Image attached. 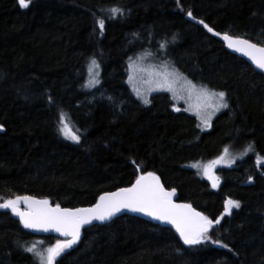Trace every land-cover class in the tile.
I'll list each match as a JSON object with an SVG mask.
<instances>
[{
    "label": "trees",
    "instance_id": "trees-1",
    "mask_svg": "<svg viewBox=\"0 0 264 264\" xmlns=\"http://www.w3.org/2000/svg\"><path fill=\"white\" fill-rule=\"evenodd\" d=\"M112 8L123 14L111 18ZM224 33L264 46V0H31L27 8L0 0V203L30 195L88 206L153 172L178 201L219 219L207 239L187 245L170 228L121 215L85 227L55 264H264V75L227 50ZM164 42L189 80L226 94L210 129L166 93L142 105L130 90L129 61ZM89 64L99 80L90 88ZM61 113L79 143L59 130ZM224 149L240 155L216 169L213 189L195 164ZM229 199L240 207H226ZM57 240L0 209V264H40L25 248Z\"/></svg>",
    "mask_w": 264,
    "mask_h": 264
},
{
    "label": "snow or ice",
    "instance_id": "snow-or-ice-1",
    "mask_svg": "<svg viewBox=\"0 0 264 264\" xmlns=\"http://www.w3.org/2000/svg\"><path fill=\"white\" fill-rule=\"evenodd\" d=\"M30 2L31 0H19V4L23 8H27ZM177 3H179V0H177ZM109 12L111 13V18L123 14V10L120 8L109 9ZM187 15L195 19L191 11ZM199 23L203 24L209 32H213V29L207 24H204V21L201 20ZM97 24L101 32H103L105 20L99 19L97 20ZM215 34L220 35V33ZM223 39L228 42L229 48H235L236 51L243 52L259 69L264 70V47H257V45L252 44L246 39L233 38L228 34H224ZM166 43H161L160 47L164 48ZM91 65L96 68L99 67L95 59L91 61ZM89 70L91 72V68ZM98 83L99 80L93 75L86 86L94 87ZM192 87L195 88L196 86L192 85ZM200 91L205 96L218 98L217 110L228 107L224 92L213 93L203 87H201ZM143 102L148 104L150 101L145 98ZM176 111H180V109L177 108ZM204 123L208 124V120L205 119ZM60 124L63 125L59 129L61 133L77 143L80 142L81 137L75 132H70L68 129L64 113L60 114ZM3 130V125H0V131ZM227 151L225 149V153ZM249 151H252L251 145L245 149L244 154H247ZM220 159H223V157ZM260 159V157L257 158L258 163ZM218 162L219 160L212 161L205 168V173L209 175L210 179L212 178L210 171ZM213 187H216L215 180H213ZM175 194V189L166 191L160 184V178L153 172H146L139 175L131 187L121 188L116 192L104 193L91 208L69 209L61 208L59 205L53 208L49 206L48 200H36L30 196H17L15 199H9L0 203V209H11L20 218L21 223L26 229L45 232L53 230L64 237H71L70 239L57 240L54 246L48 247L44 251L39 250L36 243H33L31 247L25 248V251L33 253L38 257L40 264H55L57 258L66 249L71 248L77 243L80 238V229L83 225L90 224L93 220L101 222L109 220L122 210L144 213L156 220L174 225L183 242L187 245H198L202 243L208 238L207 234L213 223H219V219L213 221L202 213L196 212L191 205L173 203L171 198ZM21 202L27 206V211L20 210L19 204ZM228 206L239 208L240 203L229 199L226 201V207ZM213 242L219 243V241ZM223 246L227 247V245Z\"/></svg>",
    "mask_w": 264,
    "mask_h": 264
},
{
    "label": "rangeland",
    "instance_id": "rangeland-1",
    "mask_svg": "<svg viewBox=\"0 0 264 264\" xmlns=\"http://www.w3.org/2000/svg\"><path fill=\"white\" fill-rule=\"evenodd\" d=\"M89 67L91 68L90 64L85 73L87 82L97 72V69L94 71L93 67L90 72ZM127 84L135 98L142 105H148L143 101L145 98L149 100L151 95L156 93L168 94L173 102L174 108H181L186 113L194 116L200 128L203 130L210 129L213 119L225 109L220 108L217 110L218 98L205 96L201 93L200 89L203 87L213 93L223 91L212 89L206 85H199L189 80L186 75L178 70L171 58H169L165 52V47L154 54L149 50L142 49L136 57L132 58L128 65ZM192 85L196 87L193 88ZM205 119L208 120V124L204 123ZM66 124L70 132H73L67 121ZM227 150V153H225L224 149L217 158L211 161H202L195 164L200 175L209 182L213 189H217L220 185V180L215 173L216 169L223 166H233L236 160L234 157L240 155L239 151L232 152L229 149ZM221 157L223 159H220ZM216 160H219V162L212 167L210 171L212 178L210 179L209 175L205 173V168L212 161ZM213 180L216 182V187H213ZM48 247L51 246H46L39 250L44 251Z\"/></svg>",
    "mask_w": 264,
    "mask_h": 264
},
{
    "label": "water",
    "instance_id": "water-1",
    "mask_svg": "<svg viewBox=\"0 0 264 264\" xmlns=\"http://www.w3.org/2000/svg\"><path fill=\"white\" fill-rule=\"evenodd\" d=\"M224 34H227V33H224ZM224 34H222V36H221V40H222V42H223V44L225 45V47L227 48V50L228 51H230L231 53H233L234 55H236V56H238V57H240V58H242L243 60H245L249 65H251V67L252 68H254L257 72H259V73H262L263 75H264V70H261V69H259L254 63H253V61L248 57V56H246V55H244L243 54V52H239V51H236L235 50V48H229L228 47V42L227 41H225L224 39H223V35ZM229 36H231V37H233V38H241V39H246V38H244V37H241V36H234V35H230V34H228ZM246 40H248V39H246ZM248 41H250V40H248ZM252 44H255V45H257V47H264V46H262V45H259V44H257V43H254V42H252V41H250ZM0 132H2V131H0ZM157 176V175H156ZM136 181V180H135ZM135 181L131 184V185H129V186H124V187H120V188H118V189H115V190H112V191H107V192H116V191H118L119 189H121V188H128V187H131L134 183H135ZM160 184L164 187V189L166 190V191H171L172 189H167V188H165V186L162 184V182H161V180H160ZM107 192H104V193H107ZM104 193H101L99 196H98V198L96 199V201L92 204V205H88V206H79V207H61V208H69V209H77V208H91V207H93L97 202H98V200H99V197L101 196V195H103ZM23 196H30V195H20V197H23ZM17 197V196H16ZM16 197H13L12 199H15ZM30 197H33V198H35L36 200H47V199H43V198H37V197H34V196H30ZM0 199H1V195H0ZM172 199V201H173V203H175V204H181V205H183V204H187V203H185V202H182V201H178L177 199H176V194L171 198ZM48 202H49V206L50 207H53V208H55L56 207V205H54V204H52L49 200H48ZM189 205V204H188ZM19 208H20V210L21 211H27L28 209H27V206L23 203V202H21L20 204H19ZM7 210H10L11 211V209H7ZM196 211V210H195ZM12 212V211H11ZM196 212H198V211H196ZM200 213V212H199ZM12 214L15 216V218L20 222V224L23 226V224L21 223V221H20V218L18 217V216H16L13 212H12ZM121 215H131V216H135V217H139V218H141V219H144V220H146V221H149V222H152V223H155V224H157V225H160V226H162V227H167V228H170L179 238H181L180 237V234L176 231V228L174 227V225H172V224H170V223H166V222H163V221H160V220H156V219H154L153 217H151V216H148V215H145L144 213H140V212H132V211H129V210H122L121 212H118V213H116L111 219H109V220H106V221H103V222H101V221H98V220H93L90 224H85V225H83L82 227H81V229H80V238H79V240L77 241V243L80 241V239L82 238V235H83V229L85 228V227H88V226H90V225H94V224H106V223H109V222H111L113 219H115V218H117V217H119V216H121ZM24 227V226H23ZM26 229V228H25ZM28 232H30L31 234H33V235H52V236H54V237H59V238H63V239H70L71 237H64V236H62L60 233H58V232H55V231H53V230H49V231H47V232H45V231H39V230H33V229H26ZM182 239V238H181ZM76 243V244H77ZM76 244H74L71 248H73L74 246H76ZM71 248H69V249H71ZM69 249H66L65 250V252L67 251V250H69Z\"/></svg>",
    "mask_w": 264,
    "mask_h": 264
}]
</instances>
